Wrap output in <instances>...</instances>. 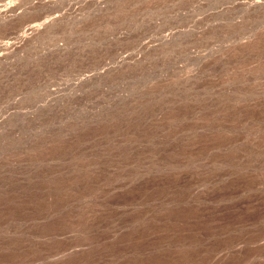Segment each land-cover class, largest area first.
Masks as SVG:
<instances>
[{
  "label": "rangeland",
  "instance_id": "374dc122",
  "mask_svg": "<svg viewBox=\"0 0 264 264\" xmlns=\"http://www.w3.org/2000/svg\"><path fill=\"white\" fill-rule=\"evenodd\" d=\"M0 264H264V0H0Z\"/></svg>",
  "mask_w": 264,
  "mask_h": 264
},
{
  "label": "bare ground",
  "instance_id": "6f19581e",
  "mask_svg": "<svg viewBox=\"0 0 264 264\" xmlns=\"http://www.w3.org/2000/svg\"><path fill=\"white\" fill-rule=\"evenodd\" d=\"M42 23H43L42 25H44L45 22H42ZM40 24H41V23H40ZM35 25H36V24H35ZM42 25H41V26H42ZM33 27H35V26L33 25ZM36 27H37V25H36ZM36 27H35V29H37ZM39 27H40V26L38 25V28H39Z\"/></svg>",
  "mask_w": 264,
  "mask_h": 264
}]
</instances>
